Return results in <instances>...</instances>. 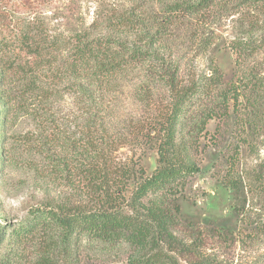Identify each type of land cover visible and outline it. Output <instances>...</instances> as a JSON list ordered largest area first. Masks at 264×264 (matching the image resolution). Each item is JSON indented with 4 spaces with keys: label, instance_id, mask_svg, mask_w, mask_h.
<instances>
[{
    "label": "rangeland",
    "instance_id": "374dc122",
    "mask_svg": "<svg viewBox=\"0 0 264 264\" xmlns=\"http://www.w3.org/2000/svg\"><path fill=\"white\" fill-rule=\"evenodd\" d=\"M115 5L122 8L130 2L0 0V225L7 231L6 236L0 231V260L15 259L9 233L26 223L36 209L64 205L92 211L102 203L93 192L94 185L79 173L64 180L57 172L54 164L63 152V139H56L49 126L45 128L31 115L32 103L21 98L18 82L32 75L39 61L31 52L34 45L88 29L93 23L98 25L95 34H106L104 17ZM148 6L161 8L156 0H149ZM227 11H222L221 20L206 24L203 34H194L193 39L183 35L174 46L183 85L216 69L222 74L219 89H234L226 103L215 96L196 105L177 138L187 139L189 145L194 141L189 156L201 168L187 177L172 203H165L177 222L172 229L174 240L165 238L160 248L178 264H264V48L238 62L231 41L241 30L240 12L227 15ZM205 39L211 43L202 50ZM18 65H30L27 74L17 73ZM133 86V82L123 83L111 115L112 121L134 119L141 125L139 134H120L111 149V159L136 169L119 191L125 205L143 178L158 167V144L148 134L154 135L150 128L157 126V117L162 118L164 105L175 99L167 85L159 84L155 100L146 104L136 97ZM71 100L67 93L55 96L56 115L73 111ZM206 108H214V116L200 133V124H195L203 119ZM116 124L111 125L110 134H116ZM150 198L144 200L147 205ZM79 249V264H128L133 252L125 243L111 246L90 239H83ZM25 253L28 259L37 257L33 242Z\"/></svg>",
    "mask_w": 264,
    "mask_h": 264
},
{
    "label": "trees",
    "instance_id": "16d2710c",
    "mask_svg": "<svg viewBox=\"0 0 264 264\" xmlns=\"http://www.w3.org/2000/svg\"><path fill=\"white\" fill-rule=\"evenodd\" d=\"M156 1L159 10L149 7V0H129L130 5L122 8L112 6L104 17L106 34H95L98 25L93 23L88 29L34 45L31 52L39 61L31 69L32 75L18 82L21 98L31 101L30 113L41 125L49 126L56 139H63V152L54 164L57 172L64 180L79 173L94 185L93 192L102 203L92 211L64 205L36 209L26 223L9 233L15 259L6 256L0 264H79L83 239L111 246L128 244L133 249L128 264H178L160 248L165 238H175L172 229L177 217L166 204L172 203L187 177L201 168L189 156L194 141L189 145L187 139L177 138L196 105L215 96L226 103L234 89H219L222 74L216 69L183 85L174 46L183 35L193 39L194 34H203L206 24L221 20L222 11L228 10L227 15L240 12L241 30L231 41L237 61L253 57L264 48V0ZM185 26L189 28L183 33ZM210 43L205 39L202 50ZM29 66L18 65L17 73L27 74ZM127 82L134 83L136 97L146 104L155 100L159 84L167 85L175 99L164 105L162 118L157 117V126L150 128L154 135L148 134L158 144V167L143 178L125 205L119 191L136 169L119 165L110 155L120 134L140 133L137 120H111L116 94ZM63 93L72 96L73 111L60 116L53 103L55 96L61 98ZM214 111L206 108L203 119L196 122L200 133ZM113 124L116 134H110ZM71 127L75 132H70ZM149 196L152 199L147 205L144 200ZM174 208L178 212L179 207ZM0 231L7 235L1 225ZM31 242L38 254L34 259L25 253Z\"/></svg>",
    "mask_w": 264,
    "mask_h": 264
}]
</instances>
